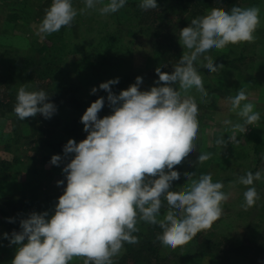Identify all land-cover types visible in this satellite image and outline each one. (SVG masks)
I'll list each match as a JSON object with an SVG mask.
<instances>
[{
  "label": "clouds",
  "instance_id": "clouds-1",
  "mask_svg": "<svg viewBox=\"0 0 264 264\" xmlns=\"http://www.w3.org/2000/svg\"><path fill=\"white\" fill-rule=\"evenodd\" d=\"M86 9L103 5L101 15L115 13L127 0H83ZM142 9L158 7L157 0H140ZM85 9H81L83 13ZM260 9L233 6L230 11H213L207 18L194 20L180 29L179 44L191 55L182 59L169 72L155 68L158 81L141 90L142 77L135 83L114 93L110 86L119 82L111 78L101 82L99 89L107 93L110 114L99 116L105 97H97L80 117L85 138H69L63 145V156L53 154L50 164L59 166L64 180L63 192L51 211H33L19 221L21 231H13L5 238L16 245L11 264H69L73 257H85V264H113L125 242L137 243L132 234L137 231V218L152 227H159L163 235L159 244L175 249L206 230L222 215V203L227 195L223 183L213 182L210 174L191 180L180 193L172 191L179 184L181 174L173 171L196 150L199 132V107L189 94L195 90L201 97L207 92L196 65L213 50L229 44L251 43L260 24ZM73 0H51L38 27V34H52L69 26L77 16ZM220 65L207 59L206 70L216 72ZM163 82V83H161ZM179 85L177 91L174 85ZM96 86L91 94L98 91ZM246 93L240 90L230 98L232 110H239L246 131L247 126L260 119ZM14 112L20 120L38 113L49 119L56 105L43 89L20 87ZM230 123V121H225ZM235 136L229 138L234 141ZM218 143L224 145L225 141ZM209 158L200 153L199 163ZM170 173V174H166ZM193 174L185 175L190 180ZM261 172H247L238 178L245 186L261 179ZM245 207L259 198L254 187L243 193ZM167 200L169 214L161 223L162 201ZM11 222V218H8Z\"/></svg>",
  "mask_w": 264,
  "mask_h": 264
},
{
  "label": "rangeland",
  "instance_id": "rangeland-1",
  "mask_svg": "<svg viewBox=\"0 0 264 264\" xmlns=\"http://www.w3.org/2000/svg\"><path fill=\"white\" fill-rule=\"evenodd\" d=\"M235 1V5L227 6L221 3L219 6L222 7V11H230L233 6L259 8L260 24L254 33L255 40L253 42L229 44L223 49L213 50L195 66L200 68L197 72L203 80L207 96L201 97L195 90L189 94L190 98L194 99L199 107L197 117L199 132L195 141L196 150L190 154L180 167L182 172L179 188L181 192L184 191L191 180L198 179L203 174H210L213 182H222L224 186L222 191L227 195V199L222 203V215L210 228L204 231L213 232V237H209L214 241L222 240L232 244H248L250 239L256 238L257 232L264 226V0L261 3L258 1V4H254L253 0ZM107 2L104 0L105 4ZM45 3H47V0H0V6H2L0 7V43L8 45V49L12 51L11 53H21H19L20 57L17 56L15 59L18 66L17 68L13 67V69L16 71L20 69L21 71L23 68V74L21 78H13L11 83L13 87L18 89L20 87L32 88V82L28 80L26 73L31 69L34 70V68L27 65L23 66L25 63L24 55L31 54L32 57L30 58H34L39 62L40 56L45 53L43 49H39L41 45L46 48L51 45V41L44 34H38L40 18L44 16L46 10ZM158 5V8L167 7L166 3H160V1ZM22 6H26L28 15L26 20L25 15L23 19L18 20V25L12 32L9 27L4 26L10 17L8 13L15 11L12 9L13 7L20 11ZM102 6L98 4L93 9H86L83 0H74L73 7L78 12L71 23L75 27L73 35L70 37L73 38L72 45L76 48L72 50L74 54L65 56L62 53L64 55L62 59L58 56L54 57L52 51H47V53H51L49 62L53 60L54 65L63 66L65 64L64 67L66 68L74 62L71 59L72 56H76L82 50H85L89 43L92 46L96 44L101 34L110 39V36L116 33V36L120 38V44H122L120 49L122 51L113 53L111 56H105L104 60L98 64L96 63L100 59L94 55L92 61L95 64H92L90 70L77 73L78 75L73 71L69 72L70 77L78 84L79 93L76 92V95L80 94L81 96V94L90 93V89L93 86L98 88L101 82L111 78H125V76L134 78L130 84L135 83L137 76L142 77V84L139 87L141 90H147L150 86L155 85L156 78H158L155 72L156 67H160L161 71L170 73L183 55H191L187 49L179 44V40L177 42V38H174L173 41L168 38V34L172 30L180 32L179 14L184 16L186 12H181L180 9H167L168 16L164 21L165 27L155 34L153 27L160 22L159 20L144 19L147 23H154L147 32L140 31L142 29H139L138 21L130 15L132 10L128 5L115 13L107 15H101L99 12L98 9ZM81 9H85V11L81 13ZM40 11L43 13H40ZM212 12H204L201 19L207 18ZM141 26V28H144L143 25ZM4 30H10L11 32L6 31L7 35H3ZM98 32L100 34L97 35ZM164 41L170 44L166 47L167 51L160 52L159 61L154 58L155 56L147 60L149 63L145 67V56L151 53L153 43H163ZM29 46L33 49L34 46H37V49L31 50ZM47 53L45 56H47ZM94 53L96 54L95 51ZM119 56H123V58H119ZM208 57L214 60V65H220L216 72L206 70ZM239 57H241L240 60ZM0 67H4L3 64H0ZM25 68L26 71H24ZM37 82L46 85L50 82V79L45 78ZM174 87L177 91H180L178 84ZM240 90H243L247 96V100L242 101L241 104L252 103L254 111L260 114V119L247 126L246 131L236 127L238 124L243 125L244 122L238 115L239 110H232L230 104V98L236 96ZM7 97L8 94L1 86L0 99L6 101ZM15 117L16 115H12L10 112L0 115V145L8 141L7 136L10 133L9 125L11 123L17 124L18 120L22 126L21 131L20 126H18L19 129L17 128V131L14 132L20 143V145L12 147L17 151V162L5 172L8 177L0 181V264H11L17 247L5 238L4 233L10 236L13 231H21L9 230L6 226L9 222L8 218L12 220L10 215L4 214L6 211L11 212L12 210V207L8 204V199L21 197L26 200V197L31 195V192L27 190L34 188L35 193L41 196L37 199L35 205L50 201L49 210H45L51 213L57 197L62 194L64 188L63 184L58 186L56 181L64 180L61 169L66 161H62L59 166L50 164L49 159L43 163L42 156L48 155L51 158L56 153H52L47 148L46 143L43 142L44 137H39V129L37 130L36 127L28 125L34 120L38 123L43 116L38 113L35 117L25 118V120L16 119ZM12 118L14 119L12 120ZM55 119L56 114L53 115V119L46 121L43 119L42 122L47 125L49 130V128H54ZM63 121L64 118L59 120V125ZM225 121H230V123H225ZM70 133L71 130L64 127L54 129V132L47 134V136L50 137V140H68L69 138L76 139L77 142L82 140V137L75 138V135ZM232 136H235L236 139L230 142L229 138ZM220 140H224L225 144L218 143ZM33 146L34 148H32ZM200 153H207L209 158L199 163L198 156ZM13 155V151H9V149H0V159L12 158ZM257 171H260L262 176L260 180L254 181L253 185L245 186L238 182L240 176L245 175L247 172L255 174ZM187 174H193L190 180L184 178ZM247 187H254L259 197L251 207L244 206L243 193L247 190ZM11 205L14 210L16 204ZM33 207H29L27 215L33 211L37 213L43 211L35 210ZM20 209L18 207V210ZM140 220L138 216L136 225L138 227L143 222ZM184 245L180 253H182L181 258H185L181 262L179 261V264H190L191 262L215 264L216 260L223 261L221 264H248L245 255L239 254L237 257L231 258L229 252L221 253L219 259L216 256L213 259L211 256L206 255L199 257L198 260H193L186 257L187 254L190 256L195 255L193 242L189 241ZM223 246L220 245L221 248H224ZM122 252L123 249L112 258L113 264ZM178 253L176 252V254ZM85 260V257H73L69 264H85ZM176 262L178 260H175Z\"/></svg>",
  "mask_w": 264,
  "mask_h": 264
},
{
  "label": "trees",
  "instance_id": "trees-1",
  "mask_svg": "<svg viewBox=\"0 0 264 264\" xmlns=\"http://www.w3.org/2000/svg\"><path fill=\"white\" fill-rule=\"evenodd\" d=\"M108 1V0H106ZM160 1V3H166V8H154V9H142L140 5V0L136 1H128L125 5H128L130 7L131 16L132 18H135L138 22L139 29H142L140 31L147 32L152 28V25L154 22L147 23L144 19H150L153 18L155 20H159L160 22L156 24L153 28L155 30V34H157L159 31H162L165 27V19H167L168 12L167 9H180L181 12H186L184 16L180 15L179 18V24L180 29L186 26H190L192 21L194 20H200L201 15L206 11H216L220 10L222 11V7L219 6V4L223 3L227 6L235 5V0H157V4ZM254 4L261 3L263 0H253ZM259 1V2H258ZM74 2V0H73ZM51 3V0H47V3H45V8L47 9ZM159 6V5H158ZM2 7V6H0ZM15 11H12L10 14V17L8 18L7 22H5L4 26L9 27L11 31L13 32L15 28L17 27L18 20L23 19L25 15H28V11H26V6H22L20 11L17 10L16 7L12 8ZM18 11V12H17ZM17 12V13H16ZM42 11H40L41 13ZM43 13V12H42ZM45 14V12H44ZM117 15V14H115ZM129 15V14H128ZM41 16V15H40ZM39 16V17H40ZM43 18V16H42ZM40 18V22L42 20ZM170 21V20H169ZM170 24V22H168ZM143 25L144 28H141ZM73 25L62 27L58 32L52 33V34H44L48 40L51 41V45L47 48L44 47V45H41L39 48L40 50H44L45 53L40 56L39 62L34 60L31 54L30 55H24V65H27L31 68H34V70H29L26 73V76L29 81L32 82V88H28V90H31L35 88V90L43 89L49 94V100H51L56 105V119L55 123L53 125L54 128H47V125L42 122L44 119L50 120L53 119V115L49 119H45L44 117L40 119L38 123H36V120L34 122H30L28 125L31 127H36L37 130L39 129L38 135L39 137H44L43 142L46 143L47 148L52 152L56 154H60L63 156V145L67 142V140H50L47 136L49 133H53L54 129L57 128H68L71 130V135H75V138L82 137L85 138L86 133L83 131V124L80 121V117L82 113L85 111L86 107L89 106L91 102H93L97 97H105V104L102 110L98 113L99 116H104L107 114H110L111 109L108 106V102L106 99L107 93L102 90L98 89V91L95 94L91 93H85L84 95L80 94L76 95V92H78L77 89V82L74 81L70 77L69 72L73 71L76 74L81 72H86L85 70H90L92 67V64H95V62L92 61V57L95 55V57H99V61H97L96 64L99 62H102L105 56H111L113 53H117L119 51H122L120 49V38L116 36V33H113V36H110V39H108L105 35L101 34L99 36V39H97L96 44L91 45L89 43L85 50H82L80 53L76 56H72L71 59L74 60V62L69 64V67H64L65 64L62 65H54V61L51 62L50 59L51 53H47V51H52L54 57L58 56L59 58H62V56H66L67 54H74L73 49H76L72 45V39L70 38L71 35H73L74 32V26ZM10 30H4L3 35H7L5 32ZM10 31V32H11ZM2 33V32H1ZM100 34V32L97 33V35ZM96 38L95 36H93ZM168 38L170 41H173L174 38H177V42L179 40V33L178 31L172 30L168 34ZM152 51L151 53L147 54L146 61H144V66L147 67L149 61L152 57L156 58V60L159 61L160 59V52L165 50L167 51L168 44L166 41L163 43L155 42L153 43ZM31 50H36L37 46L33 47L29 46ZM96 52V54L94 53ZM11 49H8V45L1 44L0 43V64H3L4 67H0V87L3 86L5 92L8 94V99L6 101L0 99V115H5L7 112H10L12 115H16L14 112V105L16 103V96L18 92V88L13 87L11 83L13 82V78H21V75L23 74V68L20 71L14 70L13 67L18 66L17 62L15 61L16 57H20L19 53H11ZM47 53V56H45ZM64 53V55H62ZM99 53V54H98ZM53 57V58H54ZM119 58H123V56H119ZM241 57H239V60ZM8 69V70H7ZM200 68H196L197 71H199ZM26 71V68L24 69ZM77 74V75H78ZM45 78H49L50 82L46 83V85L39 84L37 81H42ZM134 78L131 76H125V78H119V82L115 85L110 86L112 88V91L114 93L119 92L121 89H126L131 81ZM37 80V81H36ZM156 81H158V78H156ZM163 83V82H161ZM48 84V85H47ZM79 93V92H78ZM16 119H19L16 115ZM64 118L63 123L61 122L59 125V120ZM14 118H12L13 120ZM21 131V124L17 120V124L11 123L9 125L10 133L8 134V141L4 142V144L0 145V149H9V151H13L12 158H3L0 159V181L3 179H6L8 176L5 174L6 171L10 169V166H14L17 162V151L15 149H12L13 146H18L19 140L16 138V135L14 132L17 131V128ZM82 129V130H81ZM77 132V133H76ZM76 140V139H75ZM2 141V139H1ZM3 143V141H2ZM34 148V146L32 147ZM257 149V148H256ZM43 163L46 160H50L49 156H42ZM63 161L67 162V159H64ZM181 167V166H180ZM180 167L174 169L173 171L178 172L181 174L182 171H180ZM170 174V173H166ZM27 191L31 192V195L26 197V200H23L20 198H10L8 199V204L12 207L11 212L6 211L5 215H10L12 217L11 222L9 221L7 223V228L10 229H20L19 221L23 218H26L27 212L29 207L35 208V210L41 211V210H49V202H42L41 204L35 205V202L37 199L41 198V196H38L37 193H35L34 188H29ZM175 193H180L179 184H176L173 186L172 189ZM26 192V191H25ZM164 204V208L161 210V223L164 222L165 217L169 214V205L167 203V200L165 199L162 201ZM11 204H16V208L13 210V206ZM18 207L21 209L18 210ZM264 213V209H263ZM141 221V220H140ZM137 231L134 232L133 236H139L137 237L138 242L137 243H127L125 242L122 249L123 252L120 256L117 257L115 264H179V261L181 262L184 260L185 257L181 258L180 250L183 246H178L175 249L172 248H166L164 249L163 246L159 244V238L163 235V232L159 227H152L145 223L144 221L141 223V226H136ZM214 233H210L207 231H201L199 232L193 239L190 241L193 242V245L195 246V255L190 256L186 255V257L191 258L193 260H198L199 257L203 256H211L213 259L221 258V253H228L231 258L237 257V255L242 254L246 256V260L248 264H264V226L259 229L257 232V236L255 239H250L248 244H232L228 241H214L210 237H213ZM210 236V237H209ZM223 246L224 248L220 247ZM227 245V246H226ZM176 252H179L176 254ZM174 256V257H173ZM174 259V260H173ZM175 260H178V262L175 263ZM200 262L190 264H198ZM223 261L216 260L215 264H221Z\"/></svg>",
  "mask_w": 264,
  "mask_h": 264
}]
</instances>
